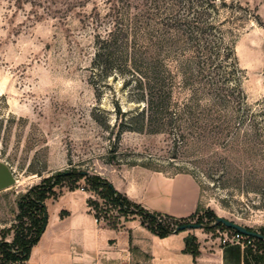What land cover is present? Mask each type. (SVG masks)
<instances>
[{
    "label": "rangeland",
    "instance_id": "obj_1",
    "mask_svg": "<svg viewBox=\"0 0 264 264\" xmlns=\"http://www.w3.org/2000/svg\"><path fill=\"white\" fill-rule=\"evenodd\" d=\"M238 1L249 8L238 12L233 24L246 71L243 88L251 106H264V0ZM109 6L107 0H0V161L17 179L0 191V241L10 245L0 246V264L8 250L21 249L16 232L34 235L38 214L20 220L19 203L65 172H87L77 182L65 177L57 187H84L105 224L133 217L122 214L107 183L127 167L145 165L170 176L189 172L195 177L201 187L199 210L188 222L200 220V228L221 238L224 229H207L214 223L212 214L264 232V150L243 153L238 146L224 149L209 138L181 140L170 132L125 131L117 139V102L122 110L138 104L130 102L121 78H110L100 93L92 83L95 34L103 32ZM181 78L177 75V101L188 95ZM160 218L171 228L181 223Z\"/></svg>",
    "mask_w": 264,
    "mask_h": 264
},
{
    "label": "trees",
    "instance_id": "obj_2",
    "mask_svg": "<svg viewBox=\"0 0 264 264\" xmlns=\"http://www.w3.org/2000/svg\"><path fill=\"white\" fill-rule=\"evenodd\" d=\"M107 1L110 10L106 26L103 32H96L94 39L92 83L100 93L102 88L109 86L110 78H121L130 102L138 104L134 110H122L117 102L114 125L117 139L125 131L170 132L181 140L195 135L204 143L209 138L224 149L238 146L243 153L258 154L264 150V106L253 107L248 103L243 88L246 71L240 66L234 38L237 28L233 24L239 19L237 14L241 11L249 13L248 7L238 0ZM254 17L259 22L258 14ZM177 75L182 77L181 88L188 91L182 101L174 98ZM227 171L226 168L223 172ZM83 176H87V172L61 173L54 183L38 186L23 198L18 205V218L21 220L25 215L37 212L32 224L34 235L22 237L16 232L15 242L21 249L8 250L1 264L28 260L32 246L38 242L48 222L45 200L55 194L54 188L61 185L65 177L77 179V182ZM107 189L123 215L141 217L142 223L161 237L185 231L176 229L190 223L188 220L199 210L198 207L190 217L178 219L151 212L132 202L110 182ZM35 191L37 198L30 196ZM89 204L93 207L90 200ZM131 207L134 209H129ZM64 214L62 212V216ZM161 216L181 223L171 228ZM212 218L214 223L207 229L236 231L221 223L215 224L217 216L214 214ZM198 223L203 226L200 220ZM258 232L262 238H251L257 250L264 253V232ZM6 241L2 239L0 246H10ZM251 249L249 246L250 253ZM186 251L194 257L198 255L194 235L186 237ZM262 255H255L254 259H261Z\"/></svg>",
    "mask_w": 264,
    "mask_h": 264
},
{
    "label": "crops",
    "instance_id": "obj_3",
    "mask_svg": "<svg viewBox=\"0 0 264 264\" xmlns=\"http://www.w3.org/2000/svg\"><path fill=\"white\" fill-rule=\"evenodd\" d=\"M236 51L241 64L239 42ZM122 172L111 182L132 202L178 219L196 213L201 187L191 174L170 176L144 166L127 167ZM54 191L45 200L48 222L44 232L28 260L13 264H264V253L257 246L252 253L249 246H223L221 236L204 228L161 237L137 215L115 225L105 224L89 204L84 187H55ZM189 235H194L198 244L195 257L186 251ZM260 253L262 258L254 259Z\"/></svg>",
    "mask_w": 264,
    "mask_h": 264
},
{
    "label": "water",
    "instance_id": "obj_4",
    "mask_svg": "<svg viewBox=\"0 0 264 264\" xmlns=\"http://www.w3.org/2000/svg\"><path fill=\"white\" fill-rule=\"evenodd\" d=\"M16 182L17 179L12 169L5 162L0 161V191L15 185ZM219 223L250 237H256V238L263 237V235L260 232L256 230L255 231L249 230L244 225L222 216H217L215 220V224H219ZM200 227L201 224L199 223H187L178 226L176 230H187V229L200 228Z\"/></svg>",
    "mask_w": 264,
    "mask_h": 264
},
{
    "label": "built area",
    "instance_id": "obj_5",
    "mask_svg": "<svg viewBox=\"0 0 264 264\" xmlns=\"http://www.w3.org/2000/svg\"><path fill=\"white\" fill-rule=\"evenodd\" d=\"M254 239L239 231H225L221 238L223 246L228 244H239L241 246H250L253 244Z\"/></svg>",
    "mask_w": 264,
    "mask_h": 264
}]
</instances>
